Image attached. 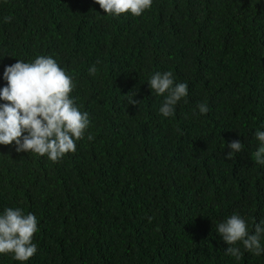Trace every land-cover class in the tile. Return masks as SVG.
<instances>
[{
  "label": "trees",
  "instance_id": "16d2710c",
  "mask_svg": "<svg viewBox=\"0 0 264 264\" xmlns=\"http://www.w3.org/2000/svg\"><path fill=\"white\" fill-rule=\"evenodd\" d=\"M38 56L73 78L90 126L55 163L0 145V214L39 222L36 254L0 264H264L242 243L239 260L226 255L217 233L233 214L249 233L264 220V0H153L139 17L94 0H0V88L5 66ZM157 72L188 85L171 117L148 84ZM233 140L244 148L229 160Z\"/></svg>",
  "mask_w": 264,
  "mask_h": 264
},
{
  "label": "clouds",
  "instance_id": "9594fccd",
  "mask_svg": "<svg viewBox=\"0 0 264 264\" xmlns=\"http://www.w3.org/2000/svg\"><path fill=\"white\" fill-rule=\"evenodd\" d=\"M108 16L119 17L131 14L139 17L150 10L153 0H94ZM10 22L11 17H4ZM99 63V61H97ZM97 72L95 66L89 74ZM3 79L7 85L0 88V145L15 144L17 153L27 152L47 156L52 162H59L66 154H75L77 141L84 139L90 126L87 112L80 111L71 93L76 88L69 76L51 56H38L32 62L17 60L5 66ZM157 95L165 96L159 109L164 117L174 114L175 106L188 96L187 83H175L171 72H157L148 82ZM136 92H134V96ZM128 103L138 105L139 101L129 98ZM201 114H207L206 104L198 105ZM260 147L255 152L256 162L264 164V131L255 133ZM88 139L93 137L89 134ZM227 147L226 159L244 148L240 140H233ZM38 220L32 213L25 214L21 208H6L0 214V254H11L16 261L26 262L37 252L33 243L39 231ZM264 220L255 225L249 233L247 222L233 214L217 225V233L228 245L226 255L241 258L238 243L254 255L264 253L261 239L264 238Z\"/></svg>",
  "mask_w": 264,
  "mask_h": 264
}]
</instances>
